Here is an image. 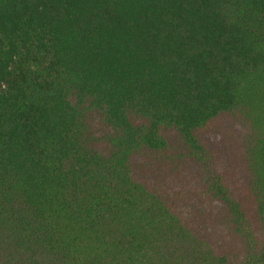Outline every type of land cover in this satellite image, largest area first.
<instances>
[{
    "label": "trees",
    "instance_id": "obj_1",
    "mask_svg": "<svg viewBox=\"0 0 264 264\" xmlns=\"http://www.w3.org/2000/svg\"><path fill=\"white\" fill-rule=\"evenodd\" d=\"M0 264H264V0H0Z\"/></svg>",
    "mask_w": 264,
    "mask_h": 264
}]
</instances>
